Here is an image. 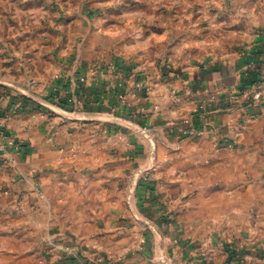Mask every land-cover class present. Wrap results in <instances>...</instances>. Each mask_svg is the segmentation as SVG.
Masks as SVG:
<instances>
[{
	"label": "crops",
	"instance_id": "crops-1",
	"mask_svg": "<svg viewBox=\"0 0 264 264\" xmlns=\"http://www.w3.org/2000/svg\"><path fill=\"white\" fill-rule=\"evenodd\" d=\"M257 88L264 0H0V264H264Z\"/></svg>",
	"mask_w": 264,
	"mask_h": 264
},
{
	"label": "built area",
	"instance_id": "built-area-1",
	"mask_svg": "<svg viewBox=\"0 0 264 264\" xmlns=\"http://www.w3.org/2000/svg\"><path fill=\"white\" fill-rule=\"evenodd\" d=\"M81 80H84V77H81L80 78ZM264 89H260V88H257L253 95H252V100H257V101H262L264 100ZM63 97L61 96V92L58 88H55V91H54V94H53V99L55 102H59L61 101ZM66 99V102L69 106L71 107H74L76 104H77V101L75 100L74 97H65ZM189 134L191 135H197V134H200L199 131L195 130V131H189ZM19 143L14 139V138H10L7 142V145H14V146H17ZM3 147L5 146V144L2 145ZM225 147L227 148H233L234 147V144L232 142H229L227 144H225Z\"/></svg>",
	"mask_w": 264,
	"mask_h": 264
},
{
	"label": "trees",
	"instance_id": "trees-1",
	"mask_svg": "<svg viewBox=\"0 0 264 264\" xmlns=\"http://www.w3.org/2000/svg\"><path fill=\"white\" fill-rule=\"evenodd\" d=\"M58 103H59L60 105L64 106V107L68 106V107L72 108L71 106H69V105L67 104L65 97H63V98L61 99V101H59Z\"/></svg>",
	"mask_w": 264,
	"mask_h": 264
},
{
	"label": "rangeland",
	"instance_id": "rangeland-1",
	"mask_svg": "<svg viewBox=\"0 0 264 264\" xmlns=\"http://www.w3.org/2000/svg\"><path fill=\"white\" fill-rule=\"evenodd\" d=\"M54 91H55V88H54ZM58 103V102H57Z\"/></svg>",
	"mask_w": 264,
	"mask_h": 264
}]
</instances>
